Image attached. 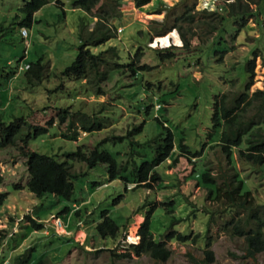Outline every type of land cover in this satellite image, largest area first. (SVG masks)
I'll return each instance as SVG.
<instances>
[{
	"label": "rangeland",
	"instance_id": "obj_1",
	"mask_svg": "<svg viewBox=\"0 0 264 264\" xmlns=\"http://www.w3.org/2000/svg\"><path fill=\"white\" fill-rule=\"evenodd\" d=\"M25 1L0 0V116L2 121L24 122L13 144L0 148V253L11 257L31 252L35 258L44 255L48 264H154L147 253L138 254L132 248L139 244V230L153 208L150 232L169 250L168 258L157 264H203L209 250L213 258L208 264H264V251L255 259L245 257L244 237L233 233V224L244 212L229 208L222 193L215 199L209 193L212 183L201 180L197 184L206 168L216 186L226 187L235 166L256 199L264 200L263 169L245 163L238 149L231 163L216 145L221 129L211 121L216 96L225 94V104L235 106L245 85L249 92L264 85V50L252 57L253 74H246L242 84L231 69L258 44L261 35L264 44V10L258 11L255 3L246 5L247 0H227L238 10L246 5L251 13L236 32L225 36V52L206 55L204 50L200 61L190 53L200 52L197 46L214 36L219 8L226 4L223 0H149L140 7L134 0H119L112 11L118 16L106 22L115 37L90 47L103 60L105 56L107 79L100 75L90 85L84 78L69 79L62 73L78 54L80 27L86 34L94 30V15L100 6L107 8L106 0H99L90 13L74 8V0H49L33 14L32 23L21 28L19 22L26 16L20 8ZM108 6L115 5L109 2ZM171 25L172 30L156 36L155 30ZM182 34L192 49L183 47ZM168 48L172 54L161 59L157 50ZM134 58L139 59L135 66L146 69L131 71ZM38 60L44 67L43 79L31 86L23 67ZM114 62L119 67L110 68ZM219 72L226 73L225 82ZM151 102L154 108L146 113ZM243 107L241 103L236 110ZM256 107V103L248 105L246 116ZM62 110H69L70 115L60 122ZM96 120L101 126L86 131ZM167 131L175 143L182 139L194 155L184 153L176 165L157 167L161 180L151 181V188L125 190L120 179H109L104 164L88 168L82 162L72 163L81 176L74 180L71 200L37 197L24 187L29 179L24 153L29 150L64 160L68 152L82 146L86 151L108 150L121 162L132 147L146 152L147 146L138 147L137 142L144 144L159 135L164 138ZM28 133L25 142L21 137ZM94 184L102 186L96 189ZM169 201H173L171 206L164 204ZM79 206L81 221L72 212L69 215V210L62 212ZM166 207H173V212L168 213ZM103 214L119 225L116 237L96 232L94 224ZM33 219L42 224L36 231L27 226ZM169 231L184 237H164Z\"/></svg>",
	"mask_w": 264,
	"mask_h": 264
},
{
	"label": "trees",
	"instance_id": "obj_2",
	"mask_svg": "<svg viewBox=\"0 0 264 264\" xmlns=\"http://www.w3.org/2000/svg\"><path fill=\"white\" fill-rule=\"evenodd\" d=\"M134 1L136 7H140L149 0ZM223 1L226 4L219 8L222 12L220 13L218 11V13H220L219 27L216 28L214 36L207 42H202L197 46L199 47V50H201L200 52L193 51V53H190L191 55L196 54V56H199L197 60L201 61V58L205 56L204 50L208 51L206 55L209 52H212L215 55H217V53L222 54L227 50L228 44L225 36L236 32L237 25H241L245 16L251 13L246 10V5H248V3L258 4V11L264 10V0H247L246 5L240 10L233 5L234 2H228L227 0ZM48 2L49 0H26L20 8L21 13H23L26 18L19 22V26L21 28L29 26L33 21V14ZM109 2H112L115 5L111 9H108ZM104 3L107 8L103 9V7L100 6L97 14L94 15L97 17L94 30L89 34H86L83 26L80 27L81 44L79 46L78 54L71 65L64 69L62 73L63 76L69 79L84 78L90 85L93 84L94 81L96 82L100 75L104 78L107 77L108 67H105V56L103 60L100 54L93 53L90 50V47L99 46L110 40L112 37H115V34L111 31L110 27L106 26V22L109 17L112 18L113 16H118L115 13L112 14V11H114L119 5V0H106ZM98 4L99 0L73 1L74 8L81 9L86 13H90ZM176 19H178V17H176ZM113 28L116 29L114 25ZM172 28L173 25L163 29H157L155 30L156 36H162L172 30ZM181 38L183 40L184 48L192 49L194 47L191 44V41L184 38L183 34L181 35ZM262 39L263 35H261L258 44H255L250 48L242 58V61L238 62L235 66H231L232 71H236L235 79H239L241 84L245 82L246 74L249 73L250 77L253 74L252 57L256 56L257 50H264ZM112 49L115 51L114 48ZM157 52L161 59L164 58V56H170L172 54L170 48L157 50ZM262 59L264 61V57H262ZM137 61H139L138 58L131 60V63L129 64V69L131 71L136 69H146L147 66H135L134 64ZM217 61L219 60L217 59ZM116 67H119V65L114 62L110 68ZM23 69V75L29 85H37L42 81L44 67L40 60L28 63ZM204 70L205 68H203L202 65V71L204 72ZM228 71L229 70H227V75L229 74ZM225 74V72H219L222 79L225 78ZM223 82H225V79H223ZM96 90L100 91V87L98 86ZM241 93L242 94L236 99L235 106H227L225 104V94L221 97H215L211 121L214 128L219 127L221 129L219 143L216 145L221 146L222 151L225 152L231 163L233 162V151L234 149H238L239 157L245 161V163L254 167L257 166L264 171V85L261 89L249 92V86L247 84L244 86ZM241 103H244L245 107L236 110V106L239 108ZM252 103H256V111H254L253 114L246 116L248 112L246 107ZM160 107L161 106H159L158 109H160ZM152 108H154V102H151L150 105L145 108L146 113H149ZM68 112L69 110H62L60 122L65 121L66 118H68L66 117V114H69ZM23 123L20 121L14 123V121L11 120L2 121L0 116V148L13 144L14 138L19 133ZM100 126L101 123L96 120L86 128V131ZM44 131H46V129H44ZM28 136H30V133H28L27 136L23 135L21 138L26 142V137ZM135 145L138 147L147 146L146 152L142 153L140 150L135 151V147H132V149L125 154L126 158L121 162L116 160L113 154L108 150L93 148L90 151H86L82 146H78L74 152H68L64 160H58L36 151L29 150L24 153L26 155V166L29 175V179L24 187L27 191L37 197L53 195L65 200H71L75 191L74 180L81 176V173H77L73 170L72 163L82 162L85 163L88 168H93L98 163L104 164L107 166L109 179H120L123 182L125 190L151 188V181L158 183L161 180V177L157 172V167L163 166L165 169L176 165L178 158L183 156L184 153L194 155V153H191L190 149L183 144L182 139L175 143L173 134L170 131H167L164 138H162V135H159L146 141L144 144L137 142ZM130 146H132V144H130ZM213 146L214 145L211 147ZM137 158H139V162H136ZM233 169L235 172L232 176V182L227 184L226 187L216 186L206 168H202L200 175L198 176L197 184L201 185V180L203 182L212 183L213 188L210 187L209 193L213 192L214 194L212 193V196L215 199H218L222 193L223 197L229 203V208H235L237 211L244 212L245 216L233 224V233L244 237L247 244L245 257L255 259L257 254L264 251V200L261 202L257 200L256 196L252 194L251 188L242 180L240 173L235 169V166H233ZM128 184H131L133 187L127 188ZM101 186L102 185L96 186L94 184L95 188ZM12 188L16 189L14 185ZM164 204L171 206L173 201ZM68 210L69 215L72 212V215H75L77 219H79L78 221L82 220V206H79V208H66L62 212ZM152 211L153 208H151L146 214L145 220L139 230V244L133 245L132 248L135 249L138 254L142 252L147 253L154 264H157L158 262H164L168 258L169 250L165 247L163 241H156L150 232V218ZM166 211L172 213L173 207H166ZM127 219L129 220L130 218L128 217ZM67 225L68 222L65 223V227H68ZM27 226H31L36 231L42 227V224L33 219L31 220V225L29 224ZM94 228L102 237L110 236L113 238L117 236L120 230L116 221L106 214H103V219L100 222L94 224ZM174 234V232L169 231L164 237L168 239L175 237L179 240L184 237L180 234ZM19 244L20 243H18V245ZM212 258V252L210 250L206 251L203 264H208L212 261ZM48 263L49 262L45 260L44 255L35 258L31 252L13 255L11 257L5 255L4 251H1L0 253V264Z\"/></svg>",
	"mask_w": 264,
	"mask_h": 264
},
{
	"label": "built area",
	"instance_id": "obj_3",
	"mask_svg": "<svg viewBox=\"0 0 264 264\" xmlns=\"http://www.w3.org/2000/svg\"><path fill=\"white\" fill-rule=\"evenodd\" d=\"M21 33H22L23 36H26V34H27L25 30H22Z\"/></svg>",
	"mask_w": 264,
	"mask_h": 264
},
{
	"label": "clouds",
	"instance_id": "obj_4",
	"mask_svg": "<svg viewBox=\"0 0 264 264\" xmlns=\"http://www.w3.org/2000/svg\"><path fill=\"white\" fill-rule=\"evenodd\" d=\"M24 30V29H23ZM130 185V184H129Z\"/></svg>",
	"mask_w": 264,
	"mask_h": 264
}]
</instances>
